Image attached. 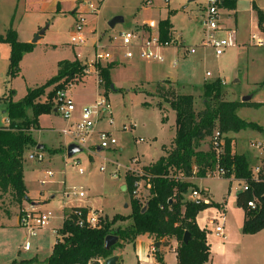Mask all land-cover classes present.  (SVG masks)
<instances>
[{
	"label": "rangeland",
	"instance_id": "obj_1",
	"mask_svg": "<svg viewBox=\"0 0 264 264\" xmlns=\"http://www.w3.org/2000/svg\"><path fill=\"white\" fill-rule=\"evenodd\" d=\"M57 4L59 13H55ZM89 4L97 12L86 16L84 43L73 45L71 28L75 18ZM201 5L202 0L196 3L184 0H26V3L24 0H0V35L11 27L22 42L30 39L32 32L36 35L44 30L36 45L50 47L43 61L29 60L23 64L24 80H9L8 46L0 44V127L7 121L6 102L2 99L8 90L13 91L12 101L17 102L24 97L27 86L39 87L56 75V62L77 57L75 60L86 67L84 75L89 79L68 87L76 112L93 106L98 96L107 98L113 124L107 125V121L99 116H94L93 120L96 130L111 131L116 141L109 150L81 149L67 158L62 142L67 146L72 142L57 133L65 122L53 113L41 117V125L52 130H35L31 136L55 154L44 151L42 162L29 161L28 156L37 152L29 148L22 157V171L29 197L39 204L32 206L41 213H50V222L47 227L37 230L34 238H29L26 229L19 225L24 209H17L13 195H0V224H3L0 227V264L34 258L39 263L43 261L57 238L54 230L61 227L71 208H85L108 220L115 215L129 214V195L120 188L122 184L125 186V176L129 174H125L126 167L142 170L143 165L154 163L162 155V145L170 149L175 114L169 102L174 96L190 95L194 111L199 112L205 102L203 85L216 79L221 83L220 101L241 102L249 97L247 102L258 105L239 109L236 115L245 122L258 125L261 131L245 130L237 137L226 136L231 141L233 154H242L250 166H258L256 158L250 157L254 153L264 156V47H257L263 40L264 24L259 30L253 7L264 16V0H237L235 10L222 11L224 27L235 29L236 47L219 58L210 47L201 46L204 33ZM172 12L170 21L176 30V46L173 44L161 51L162 63L140 60L137 56L130 60L124 58L127 50L121 47L120 33L130 32L136 39L144 40L156 34V28L151 30L148 26H157L158 21L166 19ZM110 23H114V27L111 28ZM253 34L260 41H251ZM217 36L224 37V34ZM186 49L195 52L181 56V51ZM105 53L108 58L99 59ZM108 66L111 67L110 82L114 92L104 88L98 76V69ZM168 78L170 80H166ZM161 82H166L165 88L161 87ZM52 102L54 105L55 95ZM27 115L30 117V111ZM96 140L93 138L91 142L95 144ZM255 143L261 144L260 150L251 147ZM209 146L207 139L199 150L206 152ZM133 160L137 163L133 164ZM112 163L118 166L117 178L110 175ZM100 167H104L105 172H100ZM48 171L52 173L49 178L46 176ZM41 181H45V185H40ZM189 182L195 187L189 190H206L213 196V201L224 205L227 226H239L242 211L236 207L235 197L242 189L241 182L225 178L191 179ZM79 192L84 197H73ZM187 196H184L185 200ZM124 205H128V209ZM219 211L211 206L200 212L199 225L210 230L213 226L209 222ZM215 223H219V219ZM117 225L124 227L128 222ZM25 238H29L31 245L27 255L23 250Z\"/></svg>",
	"mask_w": 264,
	"mask_h": 264
},
{
	"label": "trees",
	"instance_id": "obj_2",
	"mask_svg": "<svg viewBox=\"0 0 264 264\" xmlns=\"http://www.w3.org/2000/svg\"><path fill=\"white\" fill-rule=\"evenodd\" d=\"M236 4L237 0H222L225 10H235ZM253 9L260 30L264 24V16L257 8ZM171 28L168 19L158 22L156 32L161 42L171 40ZM0 44L9 46L7 78L13 80L19 75V64L23 56L33 51L34 44L20 43L11 27L0 35ZM85 70L86 67L77 60L58 62L56 75L41 86L28 89L21 100L13 102L11 90L2 99L6 102L8 124L0 127V193L13 195L18 204L24 200L29 201L25 199L22 157L26 150L37 147L31 133L39 130L40 116L53 113L52 100L55 93L83 81L86 78ZM110 70L109 66L98 69L101 85L109 89ZM165 86L166 82L161 83L162 88ZM203 90L205 102L199 112L194 111L190 95L174 96L169 102L175 114V134L170 149L164 150L165 155L154 164L142 168L144 176L148 177L142 179L150 184L144 206L131 197L135 178L126 174L125 193L129 195V215H115L111 220L100 218L99 226L95 229L79 228L72 212L80 211L82 217H85L88 211L85 208H71L67 219L57 230V238L48 257L40 263L34 258L13 261L11 264H105L106 260L115 257L117 249L133 244L141 236H147L155 243L164 240L165 243L162 244L165 246H169L171 240L175 241V264H207L210 258L207 232L198 228L196 217L207 208L213 206L219 209L220 205L210 202L208 205L196 206L186 201L184 196L190 188H195L189 180L204 179L208 172H214L218 167L227 172L225 179L233 176L235 180L246 184L247 190L238 192L235 197L236 207L243 212L241 233L254 235L264 231V181L251 179L249 163L242 155L232 153L231 141L226 137L245 130L261 131L258 125L245 122L236 115L239 109L255 108L258 105L220 101L219 79L204 84ZM41 98L45 100L41 101ZM28 111L31 113L30 117L27 115ZM215 131L224 135L222 154L219 157L211 145L206 152L199 150L202 143L210 139ZM42 147L38 152L55 154V151ZM251 201L256 202L255 210L247 206ZM124 222H128V225H117ZM186 233L189 239L184 244L182 239ZM108 236H114L118 241L109 250H105L104 240ZM154 260L156 264H165L162 254L157 250Z\"/></svg>",
	"mask_w": 264,
	"mask_h": 264
},
{
	"label": "built area",
	"instance_id": "obj_3",
	"mask_svg": "<svg viewBox=\"0 0 264 264\" xmlns=\"http://www.w3.org/2000/svg\"><path fill=\"white\" fill-rule=\"evenodd\" d=\"M184 1H192L194 3L198 2V0ZM147 3L148 2L146 1V4ZM223 10L225 9L222 7V0H202L201 19L204 33L201 46L210 47L214 51V56L216 58L221 57L227 50L236 47L235 29L224 27V22L221 18V13ZM96 12L97 9L94 8L93 5L89 4L86 6L85 11H82L78 14L72 27L71 44L81 45L84 43L83 29L86 24V16ZM148 27L151 30L155 28L153 24H150ZM220 33H223L224 37H218L217 35ZM119 39L121 41V47L127 50L124 54L125 59L130 60L137 56V58L140 60L155 61L159 63L163 62L161 51L173 44L175 45L176 43L175 39H171L167 42H161L157 32L155 35L152 34L144 40L141 38L136 39L135 36L130 32H122L119 34ZM250 39L253 42L260 41V38L255 34L251 35ZM262 39V42L258 43L257 47H264V34ZM133 52H135V55ZM194 52V49H186L185 51V53H189L191 55L194 54ZM108 56L109 55L105 53L103 56L99 57V59L103 57L108 58ZM206 76H208V74ZM68 87L67 89L58 90L55 93V114H57L66 123V126L59 131V135H61V137L64 139H69L72 142V145H75L83 150L97 148L102 151L109 150L115 146L116 141L112 136V132L103 129L96 130L95 121L93 120L94 116H99V119H104L107 121V125L113 124L111 106L107 98L104 96H98L93 106L84 107L77 113L75 104L69 95ZM5 124L7 125L8 122L5 121ZM93 138L97 139L95 144L91 142ZM209 140L211 148L215 152L216 156L219 157L222 154L224 135H221L219 132L215 131ZM251 147L256 150H260L261 144L255 143L252 144ZM28 160L42 162L43 155L40 152H36L35 154H30L28 156ZM135 163H137V161L133 160V164ZM111 165L112 171L110 172V175L113 178H117L119 175L118 166L115 165V163H112ZM99 171L105 172V168L100 167ZM128 172L131 177L135 178L133 181L131 197L133 199L139 200L141 206H144L147 200L148 191L150 190V184L146 180L144 181L142 178L148 177L144 176L142 170H137L132 167H126L125 174ZM80 173L82 172L80 171ZM226 174L227 172H225V170L218 167L214 172H208L205 177L223 179L226 178ZM46 176L49 178L52 176V173L48 171L46 172ZM251 179L253 181H264V163L251 168ZM226 180L237 181L233 178V176H230ZM239 182L242 183L241 191H246L247 187L245 182ZM40 185H45V181H41ZM187 195L186 201L193 203L196 206L208 205L210 203L209 195L204 190L192 189L187 192ZM73 197L82 198L84 195L82 192H79L74 194ZM247 206L249 209L255 210L256 202L251 201L247 204ZM72 214L74 215L76 219V225L79 228L89 227L91 229H95L99 226L100 218H103L102 215L96 212H88L85 217H82L80 211H74ZM50 218V213H41L31 205L28 206L27 209L22 210V215L19 218V225L26 229L29 238H34L36 236L37 230L47 227L48 223L50 222ZM65 219H67V216H65L64 220ZM216 219H219V223L217 224H215ZM210 223L211 225L215 224V234L219 237H223L222 225L224 223V215L222 210L219 211V213L217 212L216 218ZM29 238L25 239V243L23 245V250L25 252H28L31 248V245L28 242ZM151 252H155L154 247L151 248Z\"/></svg>",
	"mask_w": 264,
	"mask_h": 264
},
{
	"label": "crops",
	"instance_id": "obj_4",
	"mask_svg": "<svg viewBox=\"0 0 264 264\" xmlns=\"http://www.w3.org/2000/svg\"><path fill=\"white\" fill-rule=\"evenodd\" d=\"M24 3H26V0H24ZM54 5L55 4L53 3L52 7H54ZM55 13H59L58 4L56 5ZM172 15H173V12L169 13V16H167L166 19L169 20L170 25L172 27L171 28V37L172 38L171 39H175L176 30H175L174 25L170 21V16H172ZM160 21H163V20H160ZM160 21H158V22H160ZM155 28L157 29V26H155ZM139 29H137V30H139ZM71 30H72V28H71ZM34 35H35V33L32 32L30 39L23 40L22 42L19 41V42L20 43H31V39ZM40 39L35 43L33 51L31 53L23 56V58L19 64V75L15 79L19 78L21 80H24V77H26L25 74H23V70H22V66L26 61H29V60L43 61L44 56H46L49 53L50 47H37L36 44L40 41ZM5 45H7V44H5ZM177 50L180 51V49H177ZM9 51L10 50H9V46H8V51H7L8 54H9ZM181 53H182L181 56H185L184 55L185 52L183 50L181 51ZM4 55H5V51H4ZM8 58H9V56H8ZM76 58L77 57H75V59ZM75 59L65 60V61L72 62ZM57 64H58V62L55 63L56 67H57ZM55 72L57 73V68H55ZM23 75H24V77H23ZM88 79L89 78L86 77L82 82H85ZM48 80H50V79H48ZM48 80H45L43 83L45 84ZM166 80H170V79L168 78ZM161 83H163V82H161ZM34 87H37V86H34ZM34 87L29 88V86H27L26 89L27 90L28 89H34ZM44 116H46V115L40 116L38 119V125H39L38 131H40V132L52 130V128H50V127H44L41 125L40 120H41V117H44ZM65 126H66V124L64 123L61 126V128L62 127L64 128ZM59 131L57 132L58 134H59ZM174 134H175V131H173V137H172L171 142L169 144L170 146L172 144ZM238 135H239V133L233 134V137H237ZM35 142L37 143V145L44 146V145L38 144V141H35ZM62 143H63L64 147L65 146L67 147V144L65 142H62ZM165 146L166 145H162V147H161L162 155L160 157H163L165 155L164 150H169V148L167 149ZM92 149H95L97 151H101L97 148H92ZM35 150H36V148H35ZM49 150H52V149H49ZM40 153H43V152H40ZM238 155H242V154H238ZM250 158L251 159L256 158L258 165L261 162H264L263 154L261 155V154L254 153ZM154 163H152V164H154ZM152 164H149V165H152ZM149 165H147V166H149ZM142 167H146V166L143 165ZM253 167H255V166H250V168H253ZM192 180L196 181V179H192ZM197 180H200V179H197ZM23 182H24V186H25V190H26V199L31 200V202L24 200L20 204H17V206H16L17 209H25V207H28L30 205H34L35 207H37L39 204L35 203L34 199L30 198L28 195V188L26 186L24 178H23ZM122 186H124V184H122L120 186V188ZM199 190H203V189H199ZM204 191H206V190H204ZM207 194L209 195L210 202H213L214 204L220 205L219 209L223 211V215H224V223L222 225L223 237H219L215 234L214 225L216 223L214 225L210 224V222L213 219H215L214 217L209 222V224L211 226H213L210 230H207L206 228L199 225V222H198V215L199 214L196 217V225L198 226V228L201 230H205L207 232L206 242H207V245L209 246V249H210V258H209V261L207 264H264V231H261L257 234H254V235H243L241 233V227H242V223H243V212H242V215L240 217L239 226H233V227L227 226L225 224L226 223V220H225V213L226 212H225L224 205L219 203V202L213 201V196L212 195L210 196V194L208 192H207ZM0 195H3V194L0 193ZM7 195L9 196V194H5L4 196H7ZM125 206H127V208H125ZM221 206H223V207H221ZM124 208L128 209V205H124ZM35 209L37 210V208H35ZM127 215H129V214H127ZM127 215H124V216H127ZM215 215L217 216V212L215 213ZM63 217H64V212H63ZM0 227H3V224H0ZM57 230L58 229H56L54 231L56 232ZM25 239H23V240H25ZM162 243H165V241L163 240V241L159 242L158 243L159 246L156 247L157 243H155L151 238H149L147 236H141V237H138L133 244L124 245L121 249H117L114 252V256L119 260V264H156V262L154 260L155 252L154 253L151 252V248L154 247L155 250L159 251V253L162 254L163 261L165 262V264H175L176 263V257H175L174 250L177 247V243L175 241H172V240L169 242V246H165V244H162ZM53 245H52V247H53ZM52 247H51V250H52ZM30 250H31V248H30ZM30 250L28 252H25L26 255L30 252ZM126 250H129V253H127ZM50 253H51V251H50Z\"/></svg>",
	"mask_w": 264,
	"mask_h": 264
},
{
	"label": "water",
	"instance_id": "obj_5",
	"mask_svg": "<svg viewBox=\"0 0 264 264\" xmlns=\"http://www.w3.org/2000/svg\"><path fill=\"white\" fill-rule=\"evenodd\" d=\"M109 26L111 28L114 27V23H110ZM43 32H44V30H41L38 34H36L35 37H34V39L31 42V44H35L40 39V37L43 35ZM110 90L112 92H114V89H113V86L112 85L110 86ZM249 100H250L249 97L248 98H243L242 101H241V103H246ZM53 113L55 114V110H53ZM42 149H43L42 146L37 145V147H36V150L37 151H41ZM80 150L81 149L79 147L70 144L65 149L66 157L67 158H71L75 154L79 153ZM121 191L122 192H125L126 191V187L125 186H122L121 187ZM262 201L264 202V197L262 198ZM125 208H127V206H125ZM188 239H189V235L186 233L183 236L182 242L184 244H186L188 242ZM117 241H118V239L116 237H114V236H108V237H106L105 240H104V249L105 250H109L111 247H113L116 244ZM158 246H159V244L157 243L156 244V247H158ZM116 263H117V258L116 257H112V258H110V259H108V260L105 261V264H116Z\"/></svg>",
	"mask_w": 264,
	"mask_h": 264
}]
</instances>
